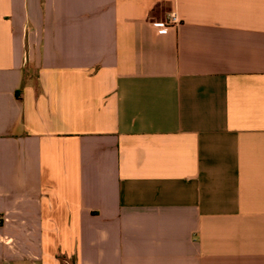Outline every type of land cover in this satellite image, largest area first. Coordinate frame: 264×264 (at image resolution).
I'll list each match as a JSON object with an SVG mask.
<instances>
[{
  "label": "crops",
  "instance_id": "0c3cea01",
  "mask_svg": "<svg viewBox=\"0 0 264 264\" xmlns=\"http://www.w3.org/2000/svg\"><path fill=\"white\" fill-rule=\"evenodd\" d=\"M0 264H264V0H0Z\"/></svg>",
  "mask_w": 264,
  "mask_h": 264
},
{
  "label": "built area",
  "instance_id": "2783aa9c",
  "mask_svg": "<svg viewBox=\"0 0 264 264\" xmlns=\"http://www.w3.org/2000/svg\"><path fill=\"white\" fill-rule=\"evenodd\" d=\"M182 21L179 18V16L177 14H172L167 20L166 22H164L163 24H159V28H161L162 30H169V29H174L177 28L181 25Z\"/></svg>",
  "mask_w": 264,
  "mask_h": 264
}]
</instances>
